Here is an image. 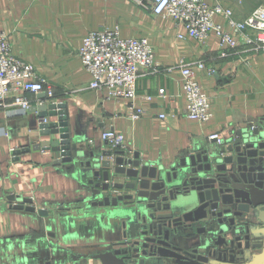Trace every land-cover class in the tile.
Segmentation results:
<instances>
[{"label": "crops", "instance_id": "1", "mask_svg": "<svg viewBox=\"0 0 264 264\" xmlns=\"http://www.w3.org/2000/svg\"><path fill=\"white\" fill-rule=\"evenodd\" d=\"M208 1L231 7L238 20L264 3ZM104 27H118L124 38L145 37L163 68L180 59L212 66L213 74L195 72L211 101L210 120L200 124L185 117L178 68L157 74L141 69L133 101L107 98L105 90L89 88L91 77L78 49L89 31ZM0 31L8 34L13 53L33 65L52 87L51 98L27 93L32 106L66 105L67 127L77 149L109 150L101 132L114 129L124 135L128 156L137 153L143 163L169 166L197 149L226 146L238 130L264 123V52L252 53L238 45L221 57L213 32L206 43H198L173 20L155 17L131 0H0ZM134 108L143 111L138 120L131 118ZM54 119L47 117L48 122ZM212 134L224 145L208 140ZM51 138L40 135L37 112L0 107V264H61L132 236L130 224L101 215L60 222L11 207L7 197L21 195L48 209L78 211L91 196L90 178L81 175L77 165L56 163L58 152L33 148Z\"/></svg>", "mask_w": 264, "mask_h": 264}, {"label": "water", "instance_id": "2", "mask_svg": "<svg viewBox=\"0 0 264 264\" xmlns=\"http://www.w3.org/2000/svg\"><path fill=\"white\" fill-rule=\"evenodd\" d=\"M65 109L53 102L30 107L39 119L55 118L39 124L40 135L53 138L33 148L77 165L90 178L91 196L78 211L48 209L21 195L7 197L11 207L60 222L101 215L127 222L133 233L125 248L103 247L61 264H264V123L238 130L226 146L203 147L164 166L124 149H77Z\"/></svg>", "mask_w": 264, "mask_h": 264}, {"label": "built area", "instance_id": "3", "mask_svg": "<svg viewBox=\"0 0 264 264\" xmlns=\"http://www.w3.org/2000/svg\"><path fill=\"white\" fill-rule=\"evenodd\" d=\"M155 17L169 18L182 26L186 37L198 43H206L213 32L218 38L219 55L226 57L228 50L243 45L252 53L264 52V5L256 6L248 16L238 20L231 7L208 0H131ZM242 3L243 0H233ZM218 18L219 20H216ZM178 38H185L178 34ZM82 67L89 73V88L105 90L107 98L136 97V83L141 69L151 74L178 68L180 88L185 99L184 115L202 124L210 120L211 101L202 85L195 79L197 70L215 69L203 60L185 61L180 59L173 66L163 68L155 60L153 46L145 37L120 36L118 27L89 31L78 49ZM163 94V89L159 90ZM27 93L40 94L51 98L52 87L46 77L39 75L33 65L17 57L12 51L8 34L0 31V107L14 108L20 112L29 111L32 106ZM148 98V97H146ZM43 104L40 102V105ZM142 109L134 108L131 118L138 120ZM47 118L39 119V124ZM251 126H254L253 124ZM101 139L109 144V150L124 149L125 137L114 129L101 132ZM208 140L221 143L217 134Z\"/></svg>", "mask_w": 264, "mask_h": 264}, {"label": "flooded vegetation", "instance_id": "4", "mask_svg": "<svg viewBox=\"0 0 264 264\" xmlns=\"http://www.w3.org/2000/svg\"><path fill=\"white\" fill-rule=\"evenodd\" d=\"M122 243H125V242L122 241V242L116 243L115 245H112V249H122V248H125L126 245L128 244V243H125V244H122ZM184 249H186V248H183V250ZM73 257H76V256H73ZM164 260L165 259H160V260L156 261V260L152 259L151 261H149V264H164V263L166 264V261H164Z\"/></svg>", "mask_w": 264, "mask_h": 264}, {"label": "rangeland", "instance_id": "5", "mask_svg": "<svg viewBox=\"0 0 264 264\" xmlns=\"http://www.w3.org/2000/svg\"><path fill=\"white\" fill-rule=\"evenodd\" d=\"M262 4L264 5V3H261L260 5H262ZM69 258H73V257H68V259H69ZM70 261H71V260H70ZM88 263H89V260H88Z\"/></svg>", "mask_w": 264, "mask_h": 264}]
</instances>
